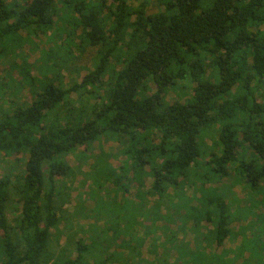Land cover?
I'll return each instance as SVG.
<instances>
[{
    "label": "trees",
    "instance_id": "16d2710c",
    "mask_svg": "<svg viewBox=\"0 0 264 264\" xmlns=\"http://www.w3.org/2000/svg\"><path fill=\"white\" fill-rule=\"evenodd\" d=\"M109 1L0 0V156L15 158L0 176V264H153L141 250L151 238L147 249L158 254L159 237L150 228L136 234L132 213L116 216L114 229L77 225L81 237L60 246L71 235L62 221H109L82 196L70 213L71 195L57 187V177L72 183L86 174L66 161L78 150L122 198L126 180L140 189L149 181L144 198L179 208L186 199L177 188L201 185L205 209L188 216L181 207L171 218L177 230L158 228L168 232L174 264H211L201 242H172L180 229L198 227L202 240L210 222L214 244L228 237L225 197L204 189L214 177H237L264 195V0H158L156 13ZM37 40L30 62L23 48L34 51ZM93 49L91 66H78ZM23 90L29 98H18ZM107 139L124 158L117 169L92 153Z\"/></svg>",
    "mask_w": 264,
    "mask_h": 264
},
{
    "label": "rangeland",
    "instance_id": "374dc122",
    "mask_svg": "<svg viewBox=\"0 0 264 264\" xmlns=\"http://www.w3.org/2000/svg\"><path fill=\"white\" fill-rule=\"evenodd\" d=\"M109 3H111V0L109 1ZM142 3L146 6V9L149 13H156L161 9L158 0L129 1V4L133 7H138ZM37 42H39V46L38 48H35L34 51H32V48H29L28 45H25L23 48L25 53L31 54L29 58L30 62H34L39 57V51L42 43L38 40ZM95 53L96 49L90 50L88 53H86L83 60H77L76 64L78 66L80 64H87V66L90 67L92 56H94ZM86 73L87 72H84L83 75H85ZM17 96L19 99L30 97L29 94H26L25 90L19 91L17 93ZM119 148V145L115 141L107 139L103 143L93 145L92 153L96 156L98 154L100 156L104 155L105 160L111 164V167L117 169L122 165L124 159L123 157L117 156L116 152L119 150ZM81 151L82 150H78L75 154L66 156V161H68L69 164H71L73 167L82 165L83 168L81 171H83L87 175L85 174L78 176L75 180H73L72 183H65L63 182L62 178L57 177V187L58 189L65 192L64 195H71L73 201L72 204L68 205V211L70 213L73 211V206L77 203V198L82 196L81 200H84L85 198L87 200L89 199V201L86 200V204L92 208V213L95 214V216L99 215V212L101 211V213H105V215H108L109 221L104 222L102 218H80L70 219V221H62L61 228L64 229L65 227L66 229H68L71 235H68L67 232H65L60 239V246L68 245L69 243L71 244L72 239L76 240L78 239V237H81L79 233L80 231L76 230L75 228L77 227V225L82 224L86 226L91 223H95L98 225L105 224V227L107 225L109 226V228L111 227L112 229H114V218L116 216L123 215L126 217L129 213H132L133 215H131V217L135 216L136 220L141 223V227L136 231V234L137 232H139L140 235L143 236L145 235V229L150 228V232H154L155 237H159L158 241L154 243L155 246L157 245L155 247V252L157 251L158 254H153L152 252L148 251L147 248H149V245L151 244V238H149L146 241L145 247L141 250L142 257L149 260V262L154 261L153 264H157V262H160V264H165L161 261H164L167 257V263L174 264L175 252L172 250L171 252L165 251V245L168 246L167 243H170L167 242L169 239V237H167L168 232H165L166 229L158 228L166 227L168 230H177L179 222L174 225L171 222V218L174 217L173 215H182V208L185 209L186 207H188V216L191 211L201 209L204 210L205 205H201L198 200V197H200V194H202V192L200 191L201 185L198 186L195 190L196 193H193L192 189H188L183 186H179L177 188L178 192L181 195H184V198L186 199V202L183 200L179 203V208L178 205L175 204L168 206L162 203L161 206H158V204H156V199L151 197L144 198L143 195L145 190L147 191L150 187L149 181L147 182L146 188L140 189L139 186L130 184L128 180H126L124 188H129V191L126 194L128 196L125 195V197L122 198L121 195L123 194L121 192L119 193L117 191H113V188L109 186V184H106L105 180H98L99 175H97L96 172L91 175L88 166L93 164L95 159H84L83 156L80 155ZM14 159L15 158L6 160L2 158V156H0V176L3 175L5 170L7 172L9 171V169L12 167V162L10 161H14ZM88 173H90V175H88ZM243 184L244 183H241L237 177L226 176L223 179L220 177H214L212 183L208 184L207 187H204V189L206 188L210 191H215L217 195H224V199L228 205L227 213L230 216V224L228 226L229 232L228 237L224 241L222 246H217L213 243L212 234H210L209 231L213 228L211 227L212 223L210 222L204 223V226L201 227L200 231L202 240L197 236V232H199L197 227L196 230H193L194 234L187 230L185 232L183 229H180L179 232L175 233L178 236H171V238H173L172 242H175V240L177 239L176 237H179L181 239L184 238V241L191 243V246L193 248H195L194 246L196 243L200 244L201 242V249L208 252L209 261L207 262L211 264H264V195L263 193H261L263 190L259 188L253 190L249 187H246V184L245 186ZM113 187L115 188L116 186ZM13 201L15 202V199H13ZM97 203L99 204V206H97ZM13 208L14 205L12 203L11 210ZM11 210L10 219H12L14 216H12ZM155 214H159L161 218L156 224L153 225ZM191 224L192 223L187 224V227H190ZM71 225H73V227H71ZM153 226L156 228L155 231ZM196 237L198 238V240H196ZM120 241L119 243H121ZM152 248L153 247H151V249ZM112 250H115L118 253H125L124 249L122 247H119L117 244L113 245ZM72 251H74V249H72ZM130 259L131 258L123 259V262L133 261ZM139 260L135 259V264H145L142 260Z\"/></svg>",
    "mask_w": 264,
    "mask_h": 264
}]
</instances>
